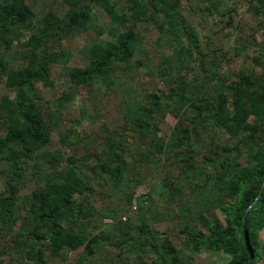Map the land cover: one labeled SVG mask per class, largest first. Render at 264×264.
<instances>
[{
    "label": "trees",
    "instance_id": "1",
    "mask_svg": "<svg viewBox=\"0 0 264 264\" xmlns=\"http://www.w3.org/2000/svg\"><path fill=\"white\" fill-rule=\"evenodd\" d=\"M47 1L0 0V264H48L77 248L73 264H192L201 250L225 252L224 264H257L264 227V0H205V13L240 32L232 16L240 5L259 18L248 37L234 39L231 53L210 48L208 37L203 48L182 12L191 0H50L39 8ZM56 1L63 12L52 7ZM95 8L108 18L107 29L95 23ZM148 25L173 38L146 69L156 86L124 90L121 130L102 126L96 142L87 140L75 127L80 119L65 125L61 108L80 87L99 83L106 92L120 69L146 67L130 61L139 29ZM89 29L96 37L86 64L69 66L72 51L64 42ZM105 32L110 39L99 40ZM240 56V67L226 69ZM55 64L66 87L42 101L38 85L54 86ZM166 114L174 124H166ZM60 128L61 145L51 148ZM149 163L159 169L155 179ZM28 181L33 187L21 194ZM96 185L123 189L125 220L115 207L95 209ZM140 186L147 189L136 194ZM102 217L112 222L100 225ZM165 219L170 226L156 230L153 224ZM104 246L115 253L92 260Z\"/></svg>",
    "mask_w": 264,
    "mask_h": 264
},
{
    "label": "rangeland",
    "instance_id": "2",
    "mask_svg": "<svg viewBox=\"0 0 264 264\" xmlns=\"http://www.w3.org/2000/svg\"><path fill=\"white\" fill-rule=\"evenodd\" d=\"M49 2L50 0L41 4L39 8L48 7ZM191 2L192 6H189L186 1H183L182 12L187 22L196 29L203 48L208 37L210 40V48L219 47L231 53L230 48L234 44V39L238 35H241L242 39L248 37L253 29L252 27L256 28V21L259 19L245 11V5H240L236 10V14L232 13L233 23H237L238 26L243 29L240 32V30L233 27V24L232 26H225L224 20L221 21L218 17L210 16L205 13L203 10L205 0H191ZM52 7L58 12L64 11V7L60 1L54 2ZM94 17L96 24L107 29L109 22L108 18L97 8L94 9ZM139 32L141 36L137 47L139 53L137 52L130 62L133 63L134 60L139 59L147 65L146 67L130 65L129 67L125 66L120 69L118 74L114 76L113 83L106 92L103 91V87L100 86L99 83L93 84L90 89H88V87H80L73 100L61 108V116L63 117L64 124L70 125L75 122L76 119H80L78 123H75V127L78 131H81V134L85 132L88 135L87 140L89 141L94 140L96 142L99 139L103 130L102 126L110 130H121L122 121L117 106L121 102V95L124 90L133 86L149 90L156 86L155 78L146 74V69L157 64L159 50H169L173 47L171 45L173 38L166 30L160 32L151 25L141 27ZM254 35L257 40L263 38L261 29L255 31ZM95 37V31L89 29L74 35L71 39L64 42L72 51V56L67 63L69 66H84L86 64V49ZM98 39L105 41L110 39V36L105 32L102 33ZM241 59L242 56L234 57V59L227 64L226 69H237L242 65ZM51 78L54 80L53 87L38 85L39 95L42 101L51 100L66 87L65 77L59 65L55 64L51 67ZM0 91H2V88H0ZM81 110H83L82 114L80 113ZM164 119L167 125H172L175 122V118L170 114H166ZM63 131L64 129L60 128L52 132L51 148L60 147L59 135L63 133ZM148 167V174L150 177L154 179L157 178L159 176V169L154 163H149ZM124 181L128 185L130 184L126 177ZM32 187L33 181L25 182L20 193L25 194L29 192ZM96 189L98 190H95L94 198L92 199L95 209L101 210L108 206L115 207L116 217L125 220L129 213L127 214V211L120 207L121 202H123V189L111 188L109 186L101 188V186L98 185H96ZM141 189L142 192H144L147 188L140 186V189L136 188L135 191ZM102 194L109 195L105 201L106 203L100 199V195ZM214 216L217 220L223 222V212L219 208L215 209ZM96 217L99 218V214H97ZM98 220L100 225L112 222V220L107 217H102ZM153 226L156 230L161 231L170 226V223L165 219L155 222ZM259 243L261 247L257 264H264V227L259 232ZM79 249L80 248L66 250V257L64 259L58 257L49 259L48 264H73ZM111 253H115V250L110 246H104L96 252L92 260L104 262ZM228 259L229 256L223 251L201 250L194 254L192 264H224Z\"/></svg>",
    "mask_w": 264,
    "mask_h": 264
},
{
    "label": "built area",
    "instance_id": "3",
    "mask_svg": "<svg viewBox=\"0 0 264 264\" xmlns=\"http://www.w3.org/2000/svg\"><path fill=\"white\" fill-rule=\"evenodd\" d=\"M140 189V187H138ZM142 192V189L141 190H137L136 191V194H140ZM133 207H135V205H133Z\"/></svg>",
    "mask_w": 264,
    "mask_h": 264
}]
</instances>
